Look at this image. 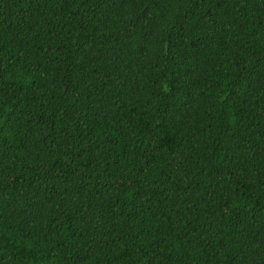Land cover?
Listing matches in <instances>:
<instances>
[{"label":"trees","instance_id":"obj_1","mask_svg":"<svg viewBox=\"0 0 264 264\" xmlns=\"http://www.w3.org/2000/svg\"><path fill=\"white\" fill-rule=\"evenodd\" d=\"M0 264H264V0H0Z\"/></svg>","mask_w":264,"mask_h":264}]
</instances>
